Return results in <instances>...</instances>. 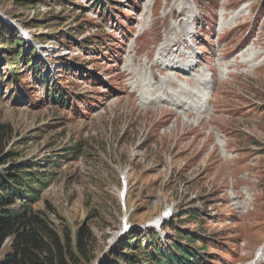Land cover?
I'll return each instance as SVG.
<instances>
[{"label": "rangeland", "instance_id": "obj_1", "mask_svg": "<svg viewBox=\"0 0 264 264\" xmlns=\"http://www.w3.org/2000/svg\"><path fill=\"white\" fill-rule=\"evenodd\" d=\"M95 3L0 0L3 27L17 25L28 33L19 47L37 49L47 65L43 76L69 98L66 105L53 101L52 90L26 70V58L13 54L10 47L17 46L0 41V171L10 165L3 162H40L47 170L52 159L60 160L32 210L45 215L62 242L75 238L83 224L90 226L99 259L127 235L152 242L153 229L141 227L170 207L173 216L158 234L166 249L179 239L172 226L182 224L184 233L200 237L195 244L183 239L191 249L206 247L201 255L210 263L201 264H264V0ZM195 15L206 30L193 50L214 90L203 118L191 120V110L183 112L189 119L178 120L175 109L142 105L140 91L133 90L139 73H153L157 81L178 74L160 67L159 52L183 37L176 31ZM245 58L254 61L246 65ZM122 176L128 183L125 206ZM195 213L203 216L194 219Z\"/></svg>", "mask_w": 264, "mask_h": 264}, {"label": "trees", "instance_id": "obj_2", "mask_svg": "<svg viewBox=\"0 0 264 264\" xmlns=\"http://www.w3.org/2000/svg\"><path fill=\"white\" fill-rule=\"evenodd\" d=\"M63 1L56 0L57 3ZM95 1V7L103 5L102 0ZM3 25L4 21L0 18V41L13 43L17 46V50L14 45L10 47L13 49V54H18L19 58L24 56L27 59H22L24 62L27 61L28 65L30 64L29 66L26 65V70L30 71L36 79H40L48 90H52V93L48 95L53 101L58 105L68 104L69 98L52 82L51 77L43 76L44 64L38 60L36 50L23 51L19 44L24 45V41L20 37H16L15 29L3 27ZM48 25H51V22L48 21ZM5 28L8 29V33H5ZM86 45H90V42ZM17 63H13L14 70L19 69ZM61 65L67 71L74 70L72 64L63 62ZM6 77L8 78V76ZM0 81H5L2 74H0ZM48 86H51L52 89H49ZM4 133L5 128L0 125V140ZM51 163L47 170L39 168V166H43L40 162H35V164L27 162L2 163L3 165H10L5 170L0 171V251L8 238H11V244L10 252L4 259L0 260V264H94L95 261L97 264L210 263L205 256L201 257V253H206L204 245L201 248L191 249L185 243L186 241L195 244L199 237L196 234L184 233L181 229L182 224L172 226L171 230L179 239H172L167 249L155 232H153L150 243H148V238L141 242L136 238L137 235L134 238L127 235L120 246L106 253L101 259L94 254L93 242L95 237L87 224H83L77 230L75 238L67 236L62 242L57 232L47 225L45 215L32 210L31 206L48 187L53 174H55L54 168L61 164V161L52 159ZM199 216L201 215L195 213L194 219H199Z\"/></svg>", "mask_w": 264, "mask_h": 264}, {"label": "bare ground", "instance_id": "obj_3", "mask_svg": "<svg viewBox=\"0 0 264 264\" xmlns=\"http://www.w3.org/2000/svg\"><path fill=\"white\" fill-rule=\"evenodd\" d=\"M154 21H156V19ZM189 32H190L189 24L185 23L184 26H182L181 28H178V32L176 31V35L180 34V33L183 35H190L192 31L190 33ZM223 33H224V30L219 32L220 35H223ZM169 52H170V50H169ZM172 52H177V51L173 50ZM188 52L191 53V55H192L194 51L190 50ZM186 55H187V53H186ZM197 60H199V59H197ZM193 61L194 60H192V59L186 60V63L184 66L186 68V70L182 69L176 75L175 74H172V75L169 74L167 77L162 78L158 81H157L156 76L153 73H145L143 75H141L139 73L138 74L139 79H138V82L136 83V85H134L135 89L133 90V94L137 92L136 90L140 91V93L139 92H137V93H139V96L141 97V100H142L141 104L142 105H144V104H155V105H157L160 102L165 103V104H169L171 101H174L171 103H176L177 100H179L178 103L180 102L183 105L190 102V103H193L194 105H197V106L194 107L191 104L193 107H190L189 110L195 108V111L199 110V113L202 115V110L207 111L206 105H205V102H206L205 99L208 97V94H209L208 93L209 87H207V86H209L211 82H210V79L207 77L208 73L204 69V67L198 66V67H196L195 70L193 69L194 67L192 68ZM244 61L249 62V61H254V59L248 60V58L247 59L245 58L242 62H244ZM248 62H247V64H248ZM168 69L170 70V68H168ZM220 69L222 70V67ZM193 71L196 73V76L199 77V79H195V78L191 77V73ZM208 71H212L210 66L208 68ZM174 77H177V79L176 80L172 79ZM166 82H170V83L169 84H163ZM167 88H169L170 91L166 90ZM160 89L162 91H160ZM147 96L152 97V98L149 100V98ZM177 106H181V105L177 104ZM168 109L169 108H167V110ZM178 109L183 110V108H178ZM169 110H171V109H169ZM178 113H180V111ZM181 113L182 114H180V115H183V111H181ZM178 120H179V118H178ZM190 134H191V131H186L185 133H183V136L185 138H187ZM199 136L200 135H196L192 138L196 139ZM216 136L217 135H215V137ZM216 139L220 140V141H218L219 144H221V142L223 143L221 136H217ZM230 153L231 152H229L227 154H230Z\"/></svg>", "mask_w": 264, "mask_h": 264}]
</instances>
